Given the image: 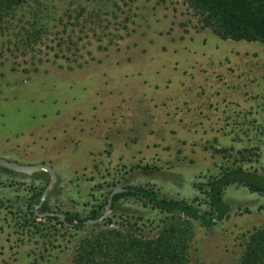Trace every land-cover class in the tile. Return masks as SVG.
Segmentation results:
<instances>
[{"label":"rangeland","instance_id":"374dc122","mask_svg":"<svg viewBox=\"0 0 264 264\" xmlns=\"http://www.w3.org/2000/svg\"><path fill=\"white\" fill-rule=\"evenodd\" d=\"M228 2L264 21V0ZM0 13V158L47 166H0V264H71L107 230L183 231L187 264H238L264 227V42L222 38L184 0H0ZM234 169L254 187L222 186L217 209ZM131 186L222 215L124 194L84 224Z\"/></svg>","mask_w":264,"mask_h":264},{"label":"trees","instance_id":"16d2710c","mask_svg":"<svg viewBox=\"0 0 264 264\" xmlns=\"http://www.w3.org/2000/svg\"><path fill=\"white\" fill-rule=\"evenodd\" d=\"M184 1L193 9V14L202 26L211 28L222 38L264 42V21L256 22L248 19L228 0ZM2 16L3 13H0V18ZM250 174L241 169H234L220 177L212 190L211 200L215 207L218 209L217 200L214 199L216 190L230 182H246L245 176ZM246 183L253 186L252 183ZM126 188L130 189L113 195L112 202L124 194H139L161 210L182 211L204 224L213 223L222 215V212L218 211L219 215L207 220L202 212L180 201L159 197L142 187ZM64 222L71 224L73 219L65 217ZM161 235L164 239L149 240L144 237L136 238L118 230L100 232L95 239L85 243L84 248L75 255L71 264H187L189 255L184 249L189 240L187 235L183 231ZM238 264H264V227L253 229L248 233Z\"/></svg>","mask_w":264,"mask_h":264},{"label":"water","instance_id":"95a60500","mask_svg":"<svg viewBox=\"0 0 264 264\" xmlns=\"http://www.w3.org/2000/svg\"><path fill=\"white\" fill-rule=\"evenodd\" d=\"M0 166L9 168V169H12L15 171L25 172V173H30L34 169L47 168V166L43 165V164H18V163L8 161L5 159H1V158H0ZM128 189H130V188L114 187L109 193V197H108V201H107L105 211L99 217L94 218V219H89L84 224L102 221L110 210L113 195H115L116 193L128 190Z\"/></svg>","mask_w":264,"mask_h":264},{"label":"flooded vegetation","instance_id":"af4514ba","mask_svg":"<svg viewBox=\"0 0 264 264\" xmlns=\"http://www.w3.org/2000/svg\"><path fill=\"white\" fill-rule=\"evenodd\" d=\"M4 189H5V187H0V209H11L10 208L11 203H10L8 197L4 198V196H5L4 195V193H5ZM41 207H42V204H40L37 208H41ZM43 213H46L47 216L52 215V212L49 210H46ZM53 216L61 217L59 214H55ZM62 221L64 222V219ZM64 223L66 224V222H64Z\"/></svg>","mask_w":264,"mask_h":264}]
</instances>
